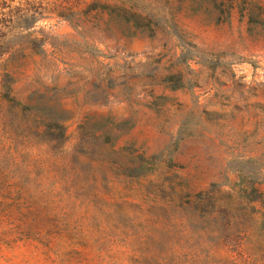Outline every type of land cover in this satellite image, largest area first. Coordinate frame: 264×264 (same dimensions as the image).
<instances>
[{"label": "rangeland", "instance_id": "obj_1", "mask_svg": "<svg viewBox=\"0 0 264 264\" xmlns=\"http://www.w3.org/2000/svg\"><path fill=\"white\" fill-rule=\"evenodd\" d=\"M27 38L17 96L66 131L0 264H264V0H0V63Z\"/></svg>", "mask_w": 264, "mask_h": 264}, {"label": "trees", "instance_id": "obj_2", "mask_svg": "<svg viewBox=\"0 0 264 264\" xmlns=\"http://www.w3.org/2000/svg\"><path fill=\"white\" fill-rule=\"evenodd\" d=\"M88 8L87 13L96 12L94 17L100 16L104 9L111 8H117L121 16L133 17V25L126 28L127 35H133L137 30L145 31L150 27L147 18L132 14L123 7L96 1L89 4ZM65 10L71 12L68 8ZM58 15L62 18L69 17L67 13ZM42 44V40L29 38L0 63V208L4 205V210L16 206L19 200L26 201L30 196L26 187L31 175L29 149L34 140L58 142L66 131L63 124L66 118L51 106L39 102L31 104L17 96L15 85L18 79L15 74L24 66L22 60L31 54L40 53L38 49ZM28 48L30 54L25 53ZM6 200L9 201L8 204L5 203Z\"/></svg>", "mask_w": 264, "mask_h": 264}]
</instances>
